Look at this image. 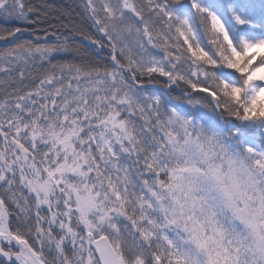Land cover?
Listing matches in <instances>:
<instances>
[{
  "label": "snow or ice",
  "instance_id": "6c2138e0",
  "mask_svg": "<svg viewBox=\"0 0 264 264\" xmlns=\"http://www.w3.org/2000/svg\"><path fill=\"white\" fill-rule=\"evenodd\" d=\"M0 264H264V0H0Z\"/></svg>",
  "mask_w": 264,
  "mask_h": 264
}]
</instances>
